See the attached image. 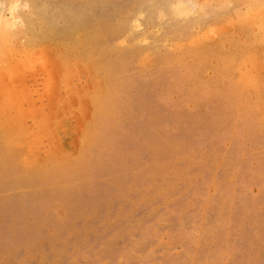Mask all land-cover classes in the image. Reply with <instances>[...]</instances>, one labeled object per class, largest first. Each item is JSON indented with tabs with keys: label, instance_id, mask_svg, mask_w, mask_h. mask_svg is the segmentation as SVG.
I'll list each match as a JSON object with an SVG mask.
<instances>
[{
	"label": "rangeland",
	"instance_id": "rangeland-1",
	"mask_svg": "<svg viewBox=\"0 0 264 264\" xmlns=\"http://www.w3.org/2000/svg\"><path fill=\"white\" fill-rule=\"evenodd\" d=\"M2 17L0 264H264V0Z\"/></svg>",
	"mask_w": 264,
	"mask_h": 264
},
{
	"label": "bare ground",
	"instance_id": "bare-ground-1",
	"mask_svg": "<svg viewBox=\"0 0 264 264\" xmlns=\"http://www.w3.org/2000/svg\"><path fill=\"white\" fill-rule=\"evenodd\" d=\"M4 16V15H3ZM15 16V14H14V11H11V19H14V18H12V17H14ZM10 19V18H9ZM0 20H1V22L3 23V24H5L6 22H7V18H5V17H2V18H0ZM8 25V24H7ZM7 25H3L4 27L2 28V29H7L8 28V26Z\"/></svg>",
	"mask_w": 264,
	"mask_h": 264
}]
</instances>
